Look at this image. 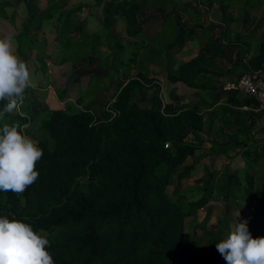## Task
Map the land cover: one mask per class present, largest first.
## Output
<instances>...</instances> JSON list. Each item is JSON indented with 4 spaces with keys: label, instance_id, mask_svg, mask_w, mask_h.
<instances>
[{
    "label": "trees",
    "instance_id": "obj_1",
    "mask_svg": "<svg viewBox=\"0 0 264 264\" xmlns=\"http://www.w3.org/2000/svg\"><path fill=\"white\" fill-rule=\"evenodd\" d=\"M140 9L141 0H111L103 8L108 35L113 37L114 29L125 19L128 35L134 40L128 46L133 55L125 60V48L114 43L121 54L115 61L119 67L128 66L144 48L135 40L145 34L138 20ZM173 10L174 15H179L178 9ZM173 23L176 40L179 31ZM38 29L41 32L42 26ZM84 30L85 25L76 28L62 40L65 54L72 50L77 53L81 42L95 47L96 41L84 36ZM211 31L200 30L203 36ZM32 33L29 26L24 27L17 46L20 53L32 52L33 45L40 40H33L32 35L37 32ZM196 35L194 30L190 31L185 39L194 41ZM256 40L260 41L258 52L249 64L261 70L264 36L249 32L239 38L241 45L247 46L246 53H251ZM203 54L181 64L177 73L168 74L172 84L203 90L205 95H199L198 101L190 104H182L175 89L164 103L160 85L150 79L144 68L120 86L106 104L98 102L95 93L88 91L74 105L67 103L65 109H49L37 120L28 103L21 111L5 113L0 127L4 123L19 124L37 142L43 156L36 164L38 179L23 193L0 191V217L28 223L45 236L50 241L46 250L54 264H225L215 245L229 234V215L247 208L251 215L249 232L253 238L264 236L257 220L259 207L254 202L255 195L264 196V140L258 142L256 153L244 154L250 160L245 186L237 172L228 171L217 178L219 173L207 168L205 176L197 180L203 183L202 197L193 203L181 200V182L196 173L200 160H193L176 179L174 175L204 146L203 132L212 134L216 107L223 109L217 133L225 138L230 136L227 146L234 141L236 134L231 131L240 127L241 120H232L228 113L232 106L220 103L225 96L235 107L254 103L248 96L240 97L237 88L225 89L222 84L218 87L217 76L231 69L226 70ZM213 54L221 56L217 44ZM146 61L140 60V64ZM239 80L230 81L237 85ZM101 84L102 78L96 79L95 85ZM45 88L34 89L43 92ZM151 88L153 93L148 101L146 91ZM4 103L0 101V110ZM239 133L244 130H238ZM255 166H262L263 172L255 173ZM172 182L175 186L170 193ZM218 189L226 200L221 234L206 233L208 240L202 246V237L186 232V219L195 209L206 205ZM262 207L264 210V204Z\"/></svg>",
    "mask_w": 264,
    "mask_h": 264
},
{
    "label": "rangeland",
    "instance_id": "obj_2",
    "mask_svg": "<svg viewBox=\"0 0 264 264\" xmlns=\"http://www.w3.org/2000/svg\"><path fill=\"white\" fill-rule=\"evenodd\" d=\"M109 1L111 0H0V38H11L14 54L26 62L30 71L31 85L28 88L32 91L25 90L23 100L12 112L21 111L22 106L28 103L37 120L49 109H65L67 103L74 105L88 91L95 93L98 102L106 104L114 98L120 86L137 77L144 68L150 79L160 85L164 103L168 101L172 89H175L182 104H190L198 101L199 95H205L203 90L180 83L172 84L168 74L177 73L181 64L191 61L202 52L226 70L231 69L230 72L225 71L217 76L220 81L218 87L222 84L225 89H230L228 85L231 79L241 78L246 73L264 72V65L263 69L256 70L249 64V59L258 52L260 41L253 43V51L249 55L239 41L241 36L249 32L264 36V0H141L138 20L145 34L135 40L142 43L144 48L125 67H119L115 63L116 56L121 54L114 43L118 42L125 48L122 55L125 60L133 55L128 46L134 40L128 35L125 19L114 29L113 37L108 35L103 8ZM173 9H178L179 15H174ZM168 17L172 20L166 21ZM172 23L179 31L176 40ZM84 25V36L88 35L91 41H96L95 47L90 48L81 42L77 53L72 50L65 54L62 40ZM26 26L33 31L32 34L37 32L36 36L32 35L33 40H40L33 45L32 52L25 50L20 53L18 41ZM39 26H42L41 32ZM201 29L212 31L203 36ZM193 30L197 34L194 38L196 40L185 39ZM216 44L221 53L220 57L213 54ZM88 56V60H85ZM144 59L147 61L140 64V60ZM98 78H102L99 87L95 85ZM38 86L47 88L39 92L34 89ZM146 93L149 101L153 88ZM239 95L243 97L244 94L239 92ZM220 104L229 108L232 106L229 116L232 120L239 117L240 127L231 131V134H236L234 141L225 146L230 136L227 134L228 137L225 138L217 133L224 113L222 107H216V126L212 134L203 132L204 146L174 175L176 179L177 174L188 164H192L193 160H200L201 165L196 167V173L181 182L183 202L193 203L202 197L203 183L197 180L205 176L207 168L215 174L219 173L217 178L228 171L237 172L241 185L245 186V170L250 160L244 154L256 153L258 142L264 140V111L255 112L230 105L227 96ZM238 130H244V133L237 134ZM25 133L28 135L26 131ZM28 136L32 138L31 135ZM254 171L262 173L263 167L255 166ZM174 186L172 182L168 189L170 193ZM254 202L259 207V231L263 232L264 196L255 195ZM225 216L226 200L218 189L206 205L195 209L186 219V232L196 238L202 237L200 244L204 246L208 240L206 233L221 234V224ZM229 217L230 225L237 219L241 222L247 221L248 226L251 220L248 208L236 210Z\"/></svg>",
    "mask_w": 264,
    "mask_h": 264
},
{
    "label": "clouds",
    "instance_id": "obj_3",
    "mask_svg": "<svg viewBox=\"0 0 264 264\" xmlns=\"http://www.w3.org/2000/svg\"><path fill=\"white\" fill-rule=\"evenodd\" d=\"M30 85L28 66L14 54L11 38H0V101L6 102L0 118L17 109ZM42 156L43 150L19 124L4 123L0 127V191L23 193L38 179L36 164ZM229 228V234L215 245L225 264H264V236L253 238L247 221L236 219ZM46 246L50 247V241L28 223L0 217V264H54Z\"/></svg>",
    "mask_w": 264,
    "mask_h": 264
},
{
    "label": "built area",
    "instance_id": "obj_4",
    "mask_svg": "<svg viewBox=\"0 0 264 264\" xmlns=\"http://www.w3.org/2000/svg\"><path fill=\"white\" fill-rule=\"evenodd\" d=\"M228 88H237L245 96L250 97L254 103L246 106L244 109L253 110L255 112L264 111V72L255 74H244L237 85L229 84Z\"/></svg>",
    "mask_w": 264,
    "mask_h": 264
},
{
    "label": "crops",
    "instance_id": "obj_5",
    "mask_svg": "<svg viewBox=\"0 0 264 264\" xmlns=\"http://www.w3.org/2000/svg\"><path fill=\"white\" fill-rule=\"evenodd\" d=\"M241 47H245V50L247 49V46L246 45H242ZM253 51V50H252ZM251 51V52H252ZM250 53V52H249ZM249 53H247V55H249ZM233 80V79H232ZM229 84L232 86L234 83L233 81H230Z\"/></svg>",
    "mask_w": 264,
    "mask_h": 264
}]
</instances>
